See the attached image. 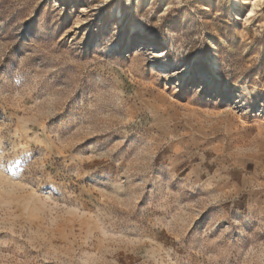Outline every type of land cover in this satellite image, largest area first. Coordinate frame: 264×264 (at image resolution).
Wrapping results in <instances>:
<instances>
[{
  "label": "rangeland",
  "instance_id": "obj_1",
  "mask_svg": "<svg viewBox=\"0 0 264 264\" xmlns=\"http://www.w3.org/2000/svg\"><path fill=\"white\" fill-rule=\"evenodd\" d=\"M0 264H264V0H0Z\"/></svg>",
  "mask_w": 264,
  "mask_h": 264
}]
</instances>
